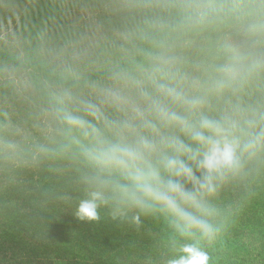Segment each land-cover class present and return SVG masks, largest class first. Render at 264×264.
<instances>
[{
  "label": "trees",
  "instance_id": "obj_1",
  "mask_svg": "<svg viewBox=\"0 0 264 264\" xmlns=\"http://www.w3.org/2000/svg\"><path fill=\"white\" fill-rule=\"evenodd\" d=\"M7 22L20 49L0 47V264H168L191 242L209 264H264V152L245 157L209 201L220 226L211 241L181 237L164 215L137 227L102 207L98 220L79 219L88 170L40 153L64 140L58 122L50 132L43 117L65 89L97 100L91 86L102 85L138 100L112 79L120 70L148 90L152 77L206 95L211 115L241 126L264 114V0H0Z\"/></svg>",
  "mask_w": 264,
  "mask_h": 264
},
{
  "label": "clouds",
  "instance_id": "obj_2",
  "mask_svg": "<svg viewBox=\"0 0 264 264\" xmlns=\"http://www.w3.org/2000/svg\"><path fill=\"white\" fill-rule=\"evenodd\" d=\"M112 79L138 93L131 100L112 87L92 85L97 100L77 98L65 89L52 109L64 140L56 148L41 147L45 157L67 158L88 172L87 188L76 215L99 219L108 208L114 219L166 216L181 237L194 232L211 241L220 232L210 204L230 176L241 171L245 157L264 152V114L253 113L244 126L208 111L206 95H189L181 87L149 77L152 90L131 73ZM225 88L214 85L216 93ZM78 103L75 111L65 106ZM123 114L112 119L106 109ZM208 253L195 242L178 246L168 264H209Z\"/></svg>",
  "mask_w": 264,
  "mask_h": 264
},
{
  "label": "rangeland",
  "instance_id": "obj_3",
  "mask_svg": "<svg viewBox=\"0 0 264 264\" xmlns=\"http://www.w3.org/2000/svg\"><path fill=\"white\" fill-rule=\"evenodd\" d=\"M85 15V12H82ZM15 23H1L0 24V47L7 48L9 50H15L19 52L20 49L19 41L20 37H17L14 33ZM17 83L21 87H25L27 85V78L24 73H20L17 77ZM43 117V127H46L48 131H53V124L56 123L54 117L46 110V114Z\"/></svg>",
  "mask_w": 264,
  "mask_h": 264
}]
</instances>
